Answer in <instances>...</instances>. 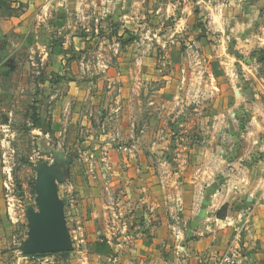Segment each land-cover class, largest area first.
<instances>
[{
    "label": "rangeland",
    "instance_id": "374dc122",
    "mask_svg": "<svg viewBox=\"0 0 264 264\" xmlns=\"http://www.w3.org/2000/svg\"><path fill=\"white\" fill-rule=\"evenodd\" d=\"M110 3L39 0L28 16L44 17L39 37L0 59V264H131L124 238L144 213L125 198L148 184L135 178L139 159L153 162L152 181L176 171L187 190L198 171L217 191L202 219L221 236L264 228L237 195L250 189L245 175L262 174L264 189V0ZM111 158L138 165L108 168ZM47 168L59 173L71 248L29 255Z\"/></svg>",
    "mask_w": 264,
    "mask_h": 264
},
{
    "label": "crops",
    "instance_id": "0c3cea01",
    "mask_svg": "<svg viewBox=\"0 0 264 264\" xmlns=\"http://www.w3.org/2000/svg\"><path fill=\"white\" fill-rule=\"evenodd\" d=\"M38 1L2 0L0 4V59L5 58L8 54L23 53L22 46L28 35H31L32 39L39 37L44 17H40L39 13L36 14V17L33 15L28 17L39 7ZM108 1L113 6L119 4V0ZM96 3L102 5L104 0H96ZM80 101L81 104H85L82 97ZM64 102H67L68 106V100L65 99ZM64 110H67L66 107ZM157 161L159 162L158 166L169 169L173 165L164 160ZM124 162L138 165L136 159L127 161L126 158L123 160L111 158L107 159L105 166L109 168V166L112 167L117 163L124 164ZM139 164L144 168L141 171L135 168L138 172L135 173V178L137 182L142 180L148 184L143 187V192L133 196L128 195L125 198L127 201L130 199L127 206L133 205L136 206L135 209H139L136 216L141 211L144 213V221L135 220L134 225H131L133 226L130 231L131 235L124 238L134 246L131 249L132 253L128 255L131 264H152L155 262L158 264H212L229 248L241 255L242 264H264V228L253 229L246 226L247 229H243V238H240V235H236V233L234 236L227 233L221 236V230L217 228L215 222L202 219V215L209 213L208 206L204 205L207 202L205 193L209 192L214 196L217 191L200 183L204 177L198 171L194 170L191 175L189 180L191 189L187 190L184 186L185 179L181 173L169 170L168 175H162L159 179L153 177L152 181L151 166L153 162L150 159L149 161L139 159ZM145 167L149 169L148 173ZM257 167L258 163H253L250 166H245V169L255 171ZM106 174L110 173L104 170L103 178L108 179L107 181L112 184L111 182L115 178L113 176L107 178ZM262 178V174L258 173L253 176L245 175L242 180H245L250 189H243L244 193L240 194L235 191L229 194L223 192L221 196L225 202L227 199L232 202L231 199L238 196L244 197L245 203L238 208L242 209L248 205V208L252 209L250 226H264ZM209 183L208 181L207 184ZM236 194L238 196L235 197ZM116 204L119 206L118 213L123 214L125 207H122L119 200L116 201ZM230 204L232 205V203ZM193 215L196 216L192 219ZM243 227L245 228V225ZM137 244H142L143 249L137 248Z\"/></svg>",
    "mask_w": 264,
    "mask_h": 264
},
{
    "label": "water",
    "instance_id": "95a60500",
    "mask_svg": "<svg viewBox=\"0 0 264 264\" xmlns=\"http://www.w3.org/2000/svg\"><path fill=\"white\" fill-rule=\"evenodd\" d=\"M59 173L47 168L41 171L37 183V212L28 213L30 240L23 243L25 254H44L70 250L71 243L64 226L62 204L58 198L56 180ZM219 217L221 213L217 214Z\"/></svg>",
    "mask_w": 264,
    "mask_h": 264
},
{
    "label": "built area",
    "instance_id": "2783aa9c",
    "mask_svg": "<svg viewBox=\"0 0 264 264\" xmlns=\"http://www.w3.org/2000/svg\"><path fill=\"white\" fill-rule=\"evenodd\" d=\"M212 264H242L241 255L232 248L220 255Z\"/></svg>",
    "mask_w": 264,
    "mask_h": 264
}]
</instances>
